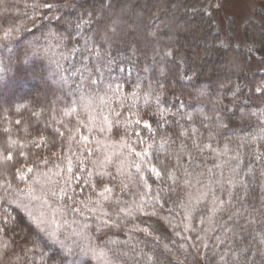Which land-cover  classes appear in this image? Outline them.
I'll list each match as a JSON object with an SVG mask.
<instances>
[{
    "label": "trees",
    "instance_id": "trees-1",
    "mask_svg": "<svg viewBox=\"0 0 264 264\" xmlns=\"http://www.w3.org/2000/svg\"><path fill=\"white\" fill-rule=\"evenodd\" d=\"M0 264H264V0H0Z\"/></svg>",
    "mask_w": 264,
    "mask_h": 264
},
{
    "label": "rangeland",
    "instance_id": "rangeland-1",
    "mask_svg": "<svg viewBox=\"0 0 264 264\" xmlns=\"http://www.w3.org/2000/svg\"><path fill=\"white\" fill-rule=\"evenodd\" d=\"M193 4L199 1H206L216 7L217 20L222 27L223 21L227 17H232L236 20V25L240 28L243 22L249 18L255 7L259 6L261 0H190ZM134 12L137 17H140L141 8L133 3L127 4L122 8V13L130 14ZM130 33H134L130 31ZM45 94L42 96L44 97ZM3 100V99H2Z\"/></svg>",
    "mask_w": 264,
    "mask_h": 264
}]
</instances>
